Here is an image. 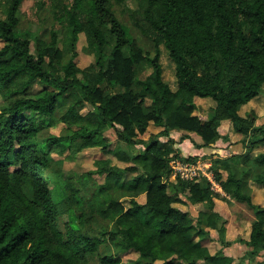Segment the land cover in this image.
<instances>
[{
  "label": "trees",
  "instance_id": "obj_1",
  "mask_svg": "<svg viewBox=\"0 0 264 264\" xmlns=\"http://www.w3.org/2000/svg\"><path fill=\"white\" fill-rule=\"evenodd\" d=\"M28 2L37 32L24 29ZM4 15L0 264H234L204 244L212 230L224 234L215 197L253 211L249 239L238 243L249 249V264H264V207L251 187L264 189V151L254 154L264 147V126L242 111L264 90V0H8ZM81 34L94 57L85 68L76 63ZM163 49L175 89L164 78ZM197 99L214 102L207 117ZM223 121L248 148L212 166L224 195L204 177L173 179L175 160L191 162L171 147L173 132L197 134L198 149L234 143L220 131ZM59 124L61 134L51 135ZM151 126L160 130L146 139ZM109 130L117 137L112 151ZM93 148L126 166L102 160L77 177L104 176L91 194L62 176L54 154ZM190 204L205 211L194 219ZM131 253L138 257L122 259Z\"/></svg>",
  "mask_w": 264,
  "mask_h": 264
},
{
  "label": "rangeland",
  "instance_id": "obj_2",
  "mask_svg": "<svg viewBox=\"0 0 264 264\" xmlns=\"http://www.w3.org/2000/svg\"><path fill=\"white\" fill-rule=\"evenodd\" d=\"M7 1L8 0H0V18H4V12L7 8ZM32 2H28L24 5L22 9V18L24 20V29L32 28V31L37 32L38 25L36 24V20L28 21L29 19H33L30 17V7ZM129 9H134L136 4L131 2L126 5ZM30 17V18H29ZM133 36L137 39L140 46L145 51H151L152 45L149 40L139 35L137 32L132 30ZM4 46L3 41H0V49ZM87 42L86 38L83 34L80 35V40L78 43V58L76 60L77 65L80 68H85L89 66L93 60V55L89 54L86 51ZM162 64L164 67V78L170 84V86L175 89L176 88V79H175V65L166 54L165 50H162ZM207 100V101H206ZM198 105V113L201 117H207L210 109L214 106V102L211 99H204V100H196ZM2 99L0 98V109L2 107ZM243 113H252L258 116L257 121L255 122V127H263L264 126V90L259 97L254 99L249 106L243 108ZM87 111L84 110L83 113ZM64 126L59 124L56 128L50 129L51 135H60L63 131ZM160 129L151 126L149 134L145 136L147 139L150 134L157 133ZM233 133L231 128V123L228 121H223L220 131L222 134L229 131ZM232 135V134H231ZM110 143H112L111 151L117 145V137L113 130H109L106 133ZM190 137V138H189ZM174 143L171 144L173 150L175 149L178 153L185 157L190 158L191 162L183 163L180 160H175L173 162V167L177 168V165H184V164H191L195 165L197 168H201L206 174H211V168L216 162H222L224 160H229L232 157L244 156L247 153L248 148L239 144L242 139L241 135H232V140L235 141L234 143L224 142L223 140L218 141L212 147L209 148H202L198 149L199 145L202 143L201 137L197 134L188 133L180 130H175L171 136ZM164 140V139H163ZM166 141V139L164 140ZM249 143V141H248ZM120 145V143H119ZM260 151H264L263 148H259L254 152V154H258ZM54 157L59 160V167L61 170V174L65 179H71L77 185V187L86 193L88 190L86 188L92 187L93 189L90 190V193H95V187L102 185L105 182L104 176L95 175L92 180L87 182H81L77 180V177H81L83 174L87 173L88 171L96 170V162L102 160H112L113 164L120 165L121 167H125L126 165L120 163L119 160L116 158L113 152H104L100 149H86L83 150L75 155H70V152H66L65 154H54ZM179 166V167H180ZM185 166V165H184ZM174 169V168H173ZM177 169H174V173L172 178L175 179L177 177ZM206 178V177H205ZM203 178H200L199 181H202ZM249 181V177L246 181ZM87 184L84 187V184ZM85 184V185H86ZM250 181L249 184H246V189L250 188ZM215 191V190H214ZM253 191V190H252ZM218 193V191H216ZM88 193V192H87ZM221 195H224L222 192H219ZM138 201L140 203L145 202V197L141 196ZM257 201L260 203H264V195L258 196ZM128 206L127 200L124 198L122 199ZM216 202V211L221 218V225L224 227V234H220V232L212 230L211 231V239L206 241L204 244L209 247L212 253H215L218 250H221L224 255L232 257L234 259V264H249L248 259L245 258L246 252L249 250L246 246L239 244L238 241L241 237L247 235L248 228L245 227L249 225L250 222L254 220V213L251 211L246 205L238 203L234 199L225 198V200L221 198L215 197ZM181 207L180 205H177ZM185 210L186 207H181ZM191 216L195 219L199 215V212L205 211V206L203 204H190V208L188 209ZM114 254H118V248L113 246L111 248ZM262 256L258 258V260H264V251L261 254ZM138 254L131 253L122 255V259L124 261H128L131 259H136Z\"/></svg>",
  "mask_w": 264,
  "mask_h": 264
},
{
  "label": "built area",
  "instance_id": "obj_3",
  "mask_svg": "<svg viewBox=\"0 0 264 264\" xmlns=\"http://www.w3.org/2000/svg\"><path fill=\"white\" fill-rule=\"evenodd\" d=\"M185 165V166H184ZM182 166L177 165V168L174 166V169H177V175H179L182 179L185 180H194L197 181L200 178H205L211 183L212 189L218 192H222L219 185L214 181V177L212 172L211 174H206L201 168H197L195 165L184 164ZM180 166V167H179Z\"/></svg>",
  "mask_w": 264,
  "mask_h": 264
},
{
  "label": "crops",
  "instance_id": "obj_4",
  "mask_svg": "<svg viewBox=\"0 0 264 264\" xmlns=\"http://www.w3.org/2000/svg\"><path fill=\"white\" fill-rule=\"evenodd\" d=\"M250 105V104H249ZM248 105V106H249ZM232 128V127H231ZM228 134H233V133H230V130L229 131H227L226 133H224L223 135H228ZM235 142V141H234ZM252 192H253V197H254V202L256 203V204H259V205H261V206H263L264 207V203H260L259 201H257V199H258V196H263L264 195V189L263 188H261V187H259V186H256V185H253L252 184ZM246 228H248V231H247V235H245V236H243V237H241V238H244V239H249V236H250V232H251V222L249 223V225H248V227L246 226L245 227V229Z\"/></svg>",
  "mask_w": 264,
  "mask_h": 264
}]
</instances>
